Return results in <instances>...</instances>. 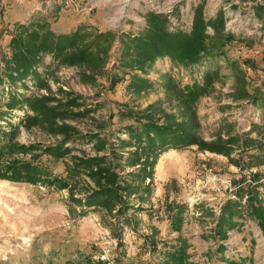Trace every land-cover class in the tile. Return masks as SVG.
<instances>
[{
	"label": "rangeland",
	"instance_id": "374dc122",
	"mask_svg": "<svg viewBox=\"0 0 264 264\" xmlns=\"http://www.w3.org/2000/svg\"><path fill=\"white\" fill-rule=\"evenodd\" d=\"M200 4H203L205 21L222 13L225 32L235 37L225 49L226 57L237 62L240 69L226 66L225 61L220 62L219 80L214 83L212 92L196 104L200 136L206 142H214L249 135L258 143H264L261 102L254 101L256 98L234 102L231 98L238 71L244 75L245 88L251 97L264 92V0H55L48 7L44 0H0V30L3 31L0 61L11 56L8 44L17 24L42 19L49 23L53 32L61 34L70 33L79 25L99 32L110 30L137 34L145 27V14L154 12L165 16L168 31L188 32L192 27L193 9ZM260 7L263 9L258 17L256 12ZM206 29L212 34L210 27ZM118 54L119 46L115 42L102 73L93 85L81 82L78 71L82 69L75 67H60L49 80L52 93L62 89L79 98L82 106L73 111L91 109L83 118L64 122L83 134L99 132L109 142L108 147L114 145V148H117L119 138L127 140L124 128L133 124L129 119H122L119 111L142 109L155 102L167 108L160 86L162 75L170 73L184 85L200 79L204 69V66L184 69L172 65L168 59H159L147 75L153 87L136 94L127 90L128 76L110 87L111 75L118 74L114 68ZM247 59L253 62V68L243 64ZM48 63L49 57H45L43 68ZM0 67H3L2 62ZM17 87V91H23L19 83ZM35 94L47 95V92L43 90ZM6 102L7 96H2L0 110L6 114L0 125L7 129V121L18 125L24 112H8ZM57 123L61 124V121ZM60 139V136L49 135L38 126L27 130L20 126L16 135V141L21 144L36 143L42 147L53 146ZM67 146L72 148V152L64 158L40 157V164L45 166L51 178H66L68 167L72 166V156L96 155L91 143L80 139ZM255 153L254 149L243 152L240 144L232 147L230 158L201 152L196 147L169 151L155 164L151 194L145 201L140 198L146 197L142 191L139 196L130 197L128 203L131 208L121 217L114 212L109 216L105 211L80 208L70 199L71 189L74 190V198L82 202L86 193L95 189L85 175L69 181L72 188L62 190L50 184L0 180V264H85V257L91 259L90 264L97 261L106 264H158L160 252L175 244L178 237L187 240V252L193 264H225V259L239 258H250L247 264H264V238L254 221L235 218L234 221L242 225L229 231L225 240L214 234L222 205L227 200H239L235 192L241 179H245L244 184H247L249 174L257 172L262 176L260 182L264 181V165L246 169L248 155ZM12 158L29 160L30 155L17 154ZM229 159L238 161L239 167ZM116 171L120 177H125L131 170L123 168ZM213 187H219L220 192L214 191ZM259 192L262 198L261 188ZM245 201L246 197L240 200L243 205ZM138 206L137 210H132ZM182 206H185V212L181 230L173 232L168 209ZM80 211L85 213L81 215ZM220 246L224 249L221 250Z\"/></svg>",
	"mask_w": 264,
	"mask_h": 264
},
{
	"label": "trees",
	"instance_id": "16d2710c",
	"mask_svg": "<svg viewBox=\"0 0 264 264\" xmlns=\"http://www.w3.org/2000/svg\"><path fill=\"white\" fill-rule=\"evenodd\" d=\"M262 9L260 7L256 12L258 17ZM224 24L221 12L215 19L205 21L203 4L193 9L192 27L188 32L168 31L165 16L154 12L145 14V27L137 34L110 30L99 32L85 25L77 26L70 33L61 34L53 32L49 23L42 19L17 24L8 44L11 56L0 61L3 63V67H0V86H3L0 99L6 95L5 108L8 112L21 110L24 117L18 125L7 121V129L0 125V180L31 185L50 184L62 190L72 188L69 181L85 175L94 184L95 189L86 193L83 202L74 198V190L71 189L70 199L80 205V208L95 212L105 211L109 216L114 212L117 217H121L131 208L128 203L130 197L139 196L142 191L146 197L140 198L145 201L151 194L155 164L161 155L169 151L196 147L201 152L230 158L232 147L240 144L243 152L252 149L257 152L248 155L247 170L249 167L264 165V143H258L249 135L206 142L199 133L196 104L212 92L214 83L219 80L220 62L225 61L226 66L240 70L237 62L226 57L225 49L235 37L225 32ZM207 27L211 28L212 34L207 33ZM2 35L3 31L0 30V39ZM115 42H118L119 46L118 59L114 66L118 74L111 75V88L128 76L127 90L136 94L147 92L153 87L147 75L159 59H168L172 65L184 69L204 66L200 79L193 80L190 84L181 85L170 73L162 75L160 86L167 100V108L155 102L142 109L127 108L119 111L122 119H129L133 124L125 126L124 131L128 138H119L117 148H114V145L108 147L109 142L99 132L83 134L66 124L65 120L83 118L91 109L73 111L82 106L79 98L62 89L52 93L49 85L50 77L60 67L82 69L78 71L80 81L95 84L96 77L102 73ZM45 57H49V63L43 68ZM243 64L253 68V62L249 59L243 61ZM27 82H30V85H27ZM18 83L23 91H17ZM245 84L244 75L238 71L232 100L241 102L256 98L254 101L261 102L264 110V92L251 97ZM43 90L47 95L35 94ZM5 114L0 110V122L4 121ZM57 121H61V124ZM20 126L26 130L38 126L47 134L60 136L61 139L53 146L42 147L36 143L24 145L16 141ZM76 139L91 143L96 155L72 156V166L68 167L66 178H51L45 166L40 164V157L46 155L55 160L64 158L72 152V148L67 145ZM102 152L103 154L99 155ZM17 154H29L30 159L12 158ZM231 162L239 167L238 161ZM123 168H129L131 171L125 177H120L116 169ZM261 179L262 176L257 172L249 174L247 184H244L245 179H241L235 192L239 200H227L222 205L214 228V234L220 240L227 239L229 231L242 225L235 222V218L254 221L264 238V181L260 182ZM259 188L262 189V198ZM243 197H246L244 205L240 202ZM137 208L139 206L132 210ZM184 212L185 206L168 209V214L172 216L170 224L173 232L181 230ZM84 213L80 211L81 215ZM187 248V240L178 237L175 244L160 252L158 264H193ZM219 248L224 249L221 246ZM85 262L90 264L91 259L85 257ZM247 262L250 263V258L225 259V264ZM93 264L106 263L97 261Z\"/></svg>",
	"mask_w": 264,
	"mask_h": 264
},
{
	"label": "built area",
	"instance_id": "2783aa9c",
	"mask_svg": "<svg viewBox=\"0 0 264 264\" xmlns=\"http://www.w3.org/2000/svg\"><path fill=\"white\" fill-rule=\"evenodd\" d=\"M44 2H45V4L47 5V7H48V4H53V3H55V0H44ZM49 5V6H50ZM238 53H239V51H238ZM215 179H213V181H214ZM228 184L226 185V188H228ZM213 189H214V191H217L218 193L220 192V188L219 187H213ZM229 190H232L230 187H229Z\"/></svg>",
	"mask_w": 264,
	"mask_h": 264
},
{
	"label": "crops",
	"instance_id": "0c3cea01",
	"mask_svg": "<svg viewBox=\"0 0 264 264\" xmlns=\"http://www.w3.org/2000/svg\"><path fill=\"white\" fill-rule=\"evenodd\" d=\"M60 18H62V16H60ZM28 19V18H27ZM27 19H24V20H27ZM55 24V23H54ZM54 24H52L53 26H56V25H54ZM58 25V24H57ZM59 26V25H58ZM58 28V27H57ZM54 30H56V29H54ZM59 32H60V30H59ZM61 32H64V31H61ZM64 33H67V32H64ZM171 153H173V152H171ZM165 158V157H164ZM164 158H161V160L163 159L164 160Z\"/></svg>",
	"mask_w": 264,
	"mask_h": 264
}]
</instances>
